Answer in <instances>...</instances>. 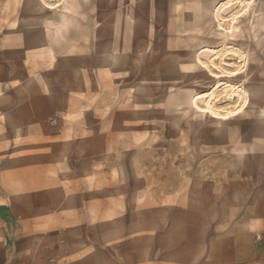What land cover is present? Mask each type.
Returning a JSON list of instances; mask_svg holds the SVG:
<instances>
[{
	"label": "rangeland",
	"instance_id": "rangeland-1",
	"mask_svg": "<svg viewBox=\"0 0 264 264\" xmlns=\"http://www.w3.org/2000/svg\"><path fill=\"white\" fill-rule=\"evenodd\" d=\"M168 1L7 0L8 57L27 48L33 24V48L69 63L72 92L86 65L96 76L87 119L100 139L71 152L80 203L70 223L7 219L0 264L25 248L39 251L30 263L54 264L69 232L87 235L88 248L101 247L94 235L136 233L103 242L119 264H207L249 245L256 262L221 264H264V0H217L209 18L183 25L201 32L176 38L157 31ZM207 105L234 114L216 119Z\"/></svg>",
	"mask_w": 264,
	"mask_h": 264
},
{
	"label": "crops",
	"instance_id": "crops-1",
	"mask_svg": "<svg viewBox=\"0 0 264 264\" xmlns=\"http://www.w3.org/2000/svg\"><path fill=\"white\" fill-rule=\"evenodd\" d=\"M216 3L217 0H199L190 4L186 0H169L167 20L157 31L172 38L183 31L201 32L200 27L190 29L183 25L199 24L202 18H209ZM206 8L209 9L207 13ZM199 9H203L202 14ZM11 14L13 9L11 7L8 11L7 0H0V31L7 30L4 17ZM26 28L30 32L26 35L27 48L21 47L23 51L16 59L6 55L3 49L6 45L0 36V256L6 245L3 235H8L6 224L10 220L19 225L38 224L47 217L70 223V209L80 203V200L74 199L73 203L71 200L72 190L80 189L71 184V152L80 147L87 153L100 139L92 133L98 123L87 119L94 109L91 100L96 76L86 65L81 73L85 85L72 92L69 63L49 55L40 58L37 47L33 48L38 42L33 33L37 26L30 24ZM212 31L216 32V29ZM202 111L216 119H227L234 114L233 111L214 112L210 105ZM96 200L103 202L99 197ZM39 209L44 210L42 215ZM70 234L63 235L62 259L54 264H119L115 254L102 245L123 238L129 242L135 239L136 233L94 235L93 240L101 245L95 248L86 246L87 235ZM54 250L53 247L50 252L54 254ZM38 252L36 248H25L18 253L17 259L1 264H34L28 257L36 256ZM259 252L250 245L232 248L213 256L212 263L207 264L231 262L234 256L256 262L262 256Z\"/></svg>",
	"mask_w": 264,
	"mask_h": 264
}]
</instances>
